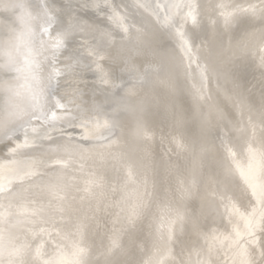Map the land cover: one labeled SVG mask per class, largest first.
<instances>
[{
	"label": "snow or ice",
	"instance_id": "snow-or-ice-1",
	"mask_svg": "<svg viewBox=\"0 0 264 264\" xmlns=\"http://www.w3.org/2000/svg\"><path fill=\"white\" fill-rule=\"evenodd\" d=\"M116 7L0 0V144L29 161L0 179V264H221L222 251L231 264H264V0L165 4L163 31ZM193 64L201 85L185 104L180 76ZM257 74L258 96L245 84ZM211 80L230 109L204 94ZM86 88L103 99L89 103ZM158 127L167 159L153 153ZM68 128L102 143L85 147ZM129 186L134 200L114 201L109 230L107 193Z\"/></svg>",
	"mask_w": 264,
	"mask_h": 264
},
{
	"label": "bare ground",
	"instance_id": "bare-ground-1",
	"mask_svg": "<svg viewBox=\"0 0 264 264\" xmlns=\"http://www.w3.org/2000/svg\"><path fill=\"white\" fill-rule=\"evenodd\" d=\"M110 3L116 5V12L122 15H125L128 17L129 23H136L138 25H143L148 28H155L163 31L160 21L161 18L164 17L166 10L164 9L163 5L165 4H171V3H178V2H192V3H198L203 5H212L219 3L220 0H109ZM226 3H246V0H224ZM143 5V7H141ZM157 5H160V7H157ZM109 14H112V9H109ZM171 11H175V9H172ZM206 15L212 14V9L210 7H207L205 9ZM222 20V17H220ZM100 20L104 22L107 26L113 28L114 30H119L117 28V24L113 22L112 20L108 19L107 16H105L103 13L100 14ZM168 43V49L172 52L174 55L176 62L179 63V61H183L184 67L187 68L188 60L185 56V54L180 50L178 46V42L171 40L167 37H165ZM195 64L192 65L191 72L192 75H189L185 77L183 74L180 76L181 86L184 89L183 94L181 95V100L185 104L191 103V96L188 94L189 89L199 88L201 85L200 77L198 73L195 72ZM246 87L252 89L254 93L258 96L260 84H259V76L258 74L253 77L252 75H249L247 77V80L245 82ZM103 87L102 85H97V88ZM203 90L204 94L207 97L211 98V102H215L221 106L222 109L228 108L230 109V105H228L227 101L224 99V96L220 94L218 90V86L215 80L211 81H204L203 82ZM102 100L103 95L99 91H93L91 88L85 89V96L84 99L88 101L89 103L92 102L93 99ZM67 131L69 133L73 134V137L75 139L80 140V134L83 131L80 128H68ZM102 131V130H101ZM159 127L157 129V137L155 140V143L153 144V153L157 159H160L163 157L164 159H167V155H165L168 152L169 145L167 143H160L159 140ZM54 137H58L59 133H53ZM31 136V134H30ZM67 138V137H64ZM24 140L23 133L19 135V140L17 143H22ZM80 143L84 145L85 147L92 145V144H99L102 143V141L95 140L93 138L83 139L80 140ZM12 147H15V143L12 144ZM33 146H28L25 148L20 149V152H31ZM13 154H11L8 149L4 148L2 144H0V179H3L4 181H7L9 177L7 176V171L9 169H14L17 167H20L21 165L28 163L26 157L17 156L15 161L12 159ZM175 159V157H173ZM237 180L243 185L242 178L237 175ZM127 195L133 198L135 197V191L131 186L128 187L127 193L123 191V189L119 192L111 191L107 193V211L103 213L104 220L107 221L108 229L111 230L114 226L119 227L118 224L115 223L116 220V213L120 212V208L113 206L114 201H121V196ZM209 199H211V193L206 194ZM123 202V201H121ZM190 205L193 208H196L199 206V200H192L189 201ZM191 210V208H190ZM153 212L155 213V219L153 220L154 228L157 230V233H166L169 226V221L166 215V211L162 207H154ZM220 212L224 213V208H220ZM211 223V221H210ZM220 218H216V224H220ZM224 224H227V217H224L223 220ZM101 227L103 228V221L101 222ZM210 234L207 239V244L212 245L214 243L212 239V232L211 229L209 230ZM222 231V229H221ZM201 243H205V241L202 239ZM213 258L217 259L221 262V264H231V258L229 254H226V252H221L219 255H216L215 252L213 253Z\"/></svg>",
	"mask_w": 264,
	"mask_h": 264
},
{
	"label": "water",
	"instance_id": "water-1",
	"mask_svg": "<svg viewBox=\"0 0 264 264\" xmlns=\"http://www.w3.org/2000/svg\"><path fill=\"white\" fill-rule=\"evenodd\" d=\"M161 19H163V18H161Z\"/></svg>",
	"mask_w": 264,
	"mask_h": 264
}]
</instances>
